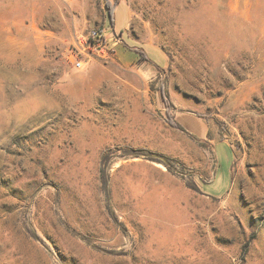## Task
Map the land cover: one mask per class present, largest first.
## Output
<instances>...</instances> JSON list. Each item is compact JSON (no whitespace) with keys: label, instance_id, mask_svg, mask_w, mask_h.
I'll return each instance as SVG.
<instances>
[{"label":"rangeland","instance_id":"obj_1","mask_svg":"<svg viewBox=\"0 0 264 264\" xmlns=\"http://www.w3.org/2000/svg\"><path fill=\"white\" fill-rule=\"evenodd\" d=\"M121 1L0 0V264H264V0Z\"/></svg>","mask_w":264,"mask_h":264},{"label":"crops","instance_id":"obj_2","mask_svg":"<svg viewBox=\"0 0 264 264\" xmlns=\"http://www.w3.org/2000/svg\"><path fill=\"white\" fill-rule=\"evenodd\" d=\"M109 1L114 2L115 0H109ZM121 5H124V3L122 1L116 4L115 10L117 7H119ZM125 7L127 8L126 5H125ZM115 10H114V12H115ZM127 11L129 12L128 8H127ZM129 18H130V13H129ZM177 122L179 123V121H177ZM202 124H204V123L202 122ZM204 127H205V130L201 134L200 138H197L198 140H206V138H207L208 130H207L205 125H204ZM188 134L193 136L191 133H188ZM220 144H223L226 147V149H228L230 151V154L228 156V160H229L228 162L230 163L229 172L222 175V174L218 173V168H217L215 175L213 176L212 180L209 181V183L207 185L203 186V191L207 195L214 197V198H217V199L223 198L225 195H227L229 193V191L231 189L232 164H233V160H234V153H233L232 147L226 141L216 142L214 144L213 148H215L216 146H218Z\"/></svg>","mask_w":264,"mask_h":264},{"label":"trees","instance_id":"obj_3","mask_svg":"<svg viewBox=\"0 0 264 264\" xmlns=\"http://www.w3.org/2000/svg\"><path fill=\"white\" fill-rule=\"evenodd\" d=\"M105 1H106L105 2L106 9L109 12L110 23H111V25H114V13H115L114 10H115L117 2L111 3L109 0H105ZM98 34L100 36L104 37L103 32H98ZM141 57H142V59H144V61L145 60H150L148 57L146 58L144 53H141ZM163 96H164L165 102L169 106L170 103L168 102L167 97L164 94H163ZM167 114H168V122H169V124L171 126L175 127V128H179V129L183 130V128L180 126V124L176 121L175 117L172 114H170V113H167ZM132 155H134L136 158L143 157L146 160H149V161H152V162L161 163V164H163L164 166H166L169 169V164L168 163H169L170 160L168 158H166V157L159 156V155H156V154H151V153H144V152H136V153H133Z\"/></svg>","mask_w":264,"mask_h":264},{"label":"built area","instance_id":"obj_4","mask_svg":"<svg viewBox=\"0 0 264 264\" xmlns=\"http://www.w3.org/2000/svg\"><path fill=\"white\" fill-rule=\"evenodd\" d=\"M89 50L90 52L95 53L100 58H107L112 55V52H110L109 45L107 43V39L104 36H100L98 32H93L88 40ZM75 68L82 69L83 68V60L76 59L74 62Z\"/></svg>","mask_w":264,"mask_h":264}]
</instances>
